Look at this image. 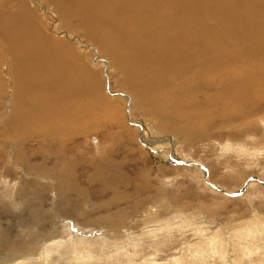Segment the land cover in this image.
<instances>
[{
	"label": "rangeland",
	"instance_id": "rangeland-1",
	"mask_svg": "<svg viewBox=\"0 0 264 264\" xmlns=\"http://www.w3.org/2000/svg\"><path fill=\"white\" fill-rule=\"evenodd\" d=\"M25 1L97 75L81 126L5 134L14 86L0 53V264H264V99L226 121L172 89L140 102L79 18Z\"/></svg>",
	"mask_w": 264,
	"mask_h": 264
},
{
	"label": "bare ground",
	"instance_id": "bare-ground-1",
	"mask_svg": "<svg viewBox=\"0 0 264 264\" xmlns=\"http://www.w3.org/2000/svg\"><path fill=\"white\" fill-rule=\"evenodd\" d=\"M48 2L61 21L79 18L127 76L126 85L140 102L158 105L172 89L195 98L190 111L205 110L226 121L242 119L264 99V0ZM67 48L42 33L37 13L25 0H0V53L9 59L14 86L4 133L31 131L40 137L50 130L58 135L71 121L83 124L86 83L92 84L97 73ZM171 114L167 117L175 124L181 117ZM181 120L192 125L201 118L184 115ZM174 128L186 139L192 136L184 127ZM196 130L200 134L203 127Z\"/></svg>",
	"mask_w": 264,
	"mask_h": 264
}]
</instances>
